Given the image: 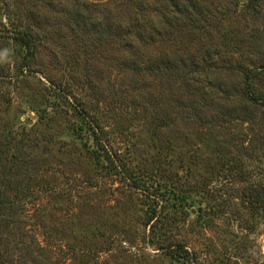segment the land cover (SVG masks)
I'll list each match as a JSON object with an SVG mask.
<instances>
[{"label": "rangeland", "instance_id": "rangeland-1", "mask_svg": "<svg viewBox=\"0 0 264 264\" xmlns=\"http://www.w3.org/2000/svg\"><path fill=\"white\" fill-rule=\"evenodd\" d=\"M123 1L0 0L15 254L34 241L36 264H264V107L244 99L250 74L264 100V4L181 0L191 22L168 27L167 0ZM157 28L175 37L133 36ZM173 51L190 62L158 71Z\"/></svg>", "mask_w": 264, "mask_h": 264}, {"label": "trees", "instance_id": "trees-1", "mask_svg": "<svg viewBox=\"0 0 264 264\" xmlns=\"http://www.w3.org/2000/svg\"><path fill=\"white\" fill-rule=\"evenodd\" d=\"M249 1L252 3H256V4H260V3L264 4V0H249ZM142 3H143V0H128L127 6H133L134 8H136V10L140 11L141 8L138 5ZM123 4H125V2L121 0L119 5H123ZM169 5L171 6L170 11L173 12L172 13L173 15L170 16L171 20H167V21L165 20L163 22V23H166L168 27L178 26L177 24L181 25L180 19L182 21V25L184 26L189 21L191 22L189 9L186 6L185 1L167 0V6ZM123 7L124 6H122L121 8ZM120 9L118 8V12L120 11ZM191 12H193V10ZM178 14H181L180 18L176 16ZM83 21L85 22L84 25L88 26V22L86 20H83ZM81 23L82 22L78 21L79 25H82ZM93 26L95 27V25ZM111 26L114 27L111 29L112 35L113 36L118 35L119 31L117 32V30L115 29V25H113L112 23ZM131 27H132L131 24L126 26L127 30H126L125 36L122 37V39H125L126 41L128 39V41H130L129 35L130 36L132 35ZM138 33L139 32H137L133 36L139 37L138 40L145 39V41L147 38H150L151 44H153L152 41H155L154 37L159 36L160 41H166V42H168L169 40L175 37V34L172 30L164 31L163 33L161 30H159V28L155 29L154 32H149V34H146V32L145 34H140V33L138 34ZM12 37L14 38V40L22 44L27 49L28 55L33 53L34 45H33V42L31 41V38L27 34L25 33L21 34L19 32L13 35ZM187 62H190V59L188 58L185 59L184 57H180L175 51H173L170 54L166 53L162 56H159L158 63L155 62L154 64H156L157 66L156 69L160 72L174 73L175 71V73H177L179 69L187 66ZM250 77H252V75L246 74L244 99L247 103H249L250 106L264 107V100L261 97H259V95L255 94L253 91V87H252L253 80ZM104 152L107 153L108 151L105 150ZM3 181L6 182L5 186H2ZM7 185H8L7 179L3 175H0V247L4 243L3 247L0 248V264H36L38 262V259H36V256H34L33 254L34 249L30 247V244L31 243L33 244L34 241L28 242L29 244L22 241L21 243L23 244V247H22L23 252L18 253V254H15L14 252V250L16 249V245L14 244V241H13L15 233L13 232V230H11V226L13 225L11 222V216L17 213V209H15L13 206V203L15 201L14 198H16V196L10 198L11 194L6 192ZM2 235H3V239H1ZM35 243L39 244V242H35ZM7 256L9 258H6Z\"/></svg>", "mask_w": 264, "mask_h": 264}]
</instances>
